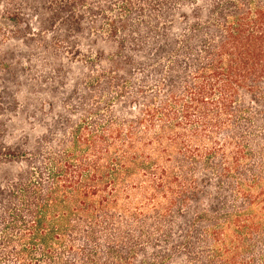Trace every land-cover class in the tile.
Returning a JSON list of instances; mask_svg holds the SVG:
<instances>
[{
    "label": "trees",
    "instance_id": "obj_1",
    "mask_svg": "<svg viewBox=\"0 0 264 264\" xmlns=\"http://www.w3.org/2000/svg\"><path fill=\"white\" fill-rule=\"evenodd\" d=\"M0 264H264V0H0Z\"/></svg>",
    "mask_w": 264,
    "mask_h": 264
}]
</instances>
